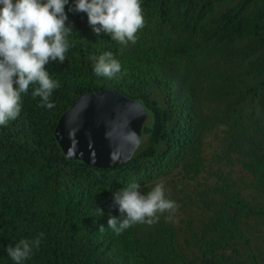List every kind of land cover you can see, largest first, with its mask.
Masks as SVG:
<instances>
[{"label": "trees", "instance_id": "obj_1", "mask_svg": "<svg viewBox=\"0 0 264 264\" xmlns=\"http://www.w3.org/2000/svg\"><path fill=\"white\" fill-rule=\"evenodd\" d=\"M74 4L66 59L45 65L61 84L55 107L39 106L33 84L0 126V264L40 233L23 264H264V204L245 190L264 196V0H140L145 24L127 45L95 34ZM104 52L121 65L112 78L94 72ZM106 88L144 106L139 144L107 167L66 157L58 116ZM133 181L144 194L162 183L179 207L116 235L113 193Z\"/></svg>", "mask_w": 264, "mask_h": 264}, {"label": "clouds", "instance_id": "obj_2", "mask_svg": "<svg viewBox=\"0 0 264 264\" xmlns=\"http://www.w3.org/2000/svg\"><path fill=\"white\" fill-rule=\"evenodd\" d=\"M67 3L68 0H0V126L19 116L22 94L33 84L37 86L32 95L40 97L39 106L55 107L50 97L61 84L50 77L45 65L57 60L63 63L71 47L68 37L73 29L66 24L64 11ZM72 10L87 14L95 34L104 32L123 45L135 43L137 31L145 24L140 0H75ZM120 70L121 65L111 52H104L94 65L97 76L112 78ZM140 188L133 181L113 193V205L119 215H109L107 227L116 235L137 223L151 226L161 215L179 207L176 201L165 197L162 183L147 194L141 193ZM96 213L103 215V210L97 208ZM98 230L103 232L105 225ZM42 236L40 233L31 241L21 239L14 247L8 246V256L15 264H23L32 249L39 247Z\"/></svg>", "mask_w": 264, "mask_h": 264}, {"label": "water", "instance_id": "obj_3", "mask_svg": "<svg viewBox=\"0 0 264 264\" xmlns=\"http://www.w3.org/2000/svg\"><path fill=\"white\" fill-rule=\"evenodd\" d=\"M146 110L113 89L83 92L58 116L53 135L68 158L99 167L126 162L141 139Z\"/></svg>", "mask_w": 264, "mask_h": 264}, {"label": "rangeland", "instance_id": "obj_4", "mask_svg": "<svg viewBox=\"0 0 264 264\" xmlns=\"http://www.w3.org/2000/svg\"><path fill=\"white\" fill-rule=\"evenodd\" d=\"M239 175L242 177V179H248V177L246 175H244L243 173H239ZM243 184V183H242ZM245 190L248 192V197H252V199H254V201H257L260 204H264V196L254 192L250 187H245ZM176 211H174L173 213H175ZM259 227L262 229L261 231L264 233V225L259 224ZM257 242H259V239H257ZM251 244H253V241L251 242Z\"/></svg>", "mask_w": 264, "mask_h": 264}]
</instances>
